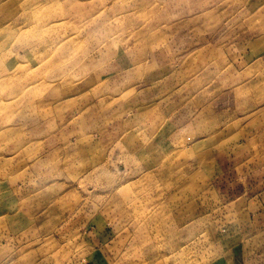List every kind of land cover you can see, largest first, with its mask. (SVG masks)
I'll return each mask as SVG.
<instances>
[{"label":"rangeland","instance_id":"obj_1","mask_svg":"<svg viewBox=\"0 0 264 264\" xmlns=\"http://www.w3.org/2000/svg\"><path fill=\"white\" fill-rule=\"evenodd\" d=\"M252 38L264 0H0V264H264Z\"/></svg>","mask_w":264,"mask_h":264},{"label":"crops","instance_id":"obj_2","mask_svg":"<svg viewBox=\"0 0 264 264\" xmlns=\"http://www.w3.org/2000/svg\"><path fill=\"white\" fill-rule=\"evenodd\" d=\"M260 39V38H259ZM254 41V38H252L251 40H249V43L247 45L250 46L249 52H242V56H245V59L241 60L240 56L239 59L240 60V64H244L245 62H248L249 60L256 59L257 57L261 56L262 54H264V52L261 51V41L258 40L257 43V48H253L252 42ZM263 41V40H262ZM264 56V55H263ZM195 130H193L192 128H190L189 126L186 127L182 126L180 129H177V131L172 132L171 134L165 136L162 140H161V144L163 145V147H165L168 151H177L178 148H183L184 146H188L190 145V142H194L195 139V135L194 133ZM67 136H60L57 141L59 143H62L63 140L66 138ZM235 143V142H234ZM161 145V146H162ZM243 165L242 164H238L234 167V170L238 173V175H236V178L239 179L240 177V173L239 171H241V167Z\"/></svg>","mask_w":264,"mask_h":264}]
</instances>
